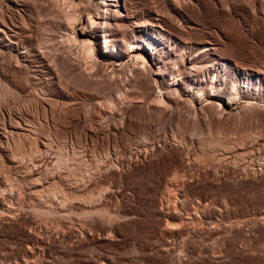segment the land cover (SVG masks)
<instances>
[{"label": "rangeland", "instance_id": "1", "mask_svg": "<svg viewBox=\"0 0 264 264\" xmlns=\"http://www.w3.org/2000/svg\"><path fill=\"white\" fill-rule=\"evenodd\" d=\"M58 1L0 0V264H264V0H125L149 58L239 89L221 105L85 58Z\"/></svg>", "mask_w": 264, "mask_h": 264}, {"label": "bare ground", "instance_id": "2", "mask_svg": "<svg viewBox=\"0 0 264 264\" xmlns=\"http://www.w3.org/2000/svg\"><path fill=\"white\" fill-rule=\"evenodd\" d=\"M54 1V0H53ZM57 2V1H56ZM60 2V3H59ZM59 4L63 5L62 7L65 9V15H66V30L68 31L69 34V42L74 43L77 48L78 51L82 54V56H84L85 58H93L94 63L97 62H102L103 63V58H101L102 56L106 55L107 52L109 53V55L112 57H116V60H114L113 64L111 62V65L117 64L116 62H124V53H127L128 55H131L132 60H133V64L132 66L135 67V64L139 66V63H144L145 64V68L148 70L150 67L148 64H150L152 61L158 65V68L156 69L155 67L153 68L154 70L152 71H157L155 74H164L166 72H168V74L170 75V80H171V84H175L176 81L178 83H184L188 86H191L192 91L196 88L198 94H202L204 92H206V86L210 85L209 89L212 91L210 92L209 96H213L216 95L218 97H220V100L218 101V103L221 105V101L223 100L225 103H228L231 99V96H237L239 95V89L234 90L233 93H229L226 89H224V87L222 88V86L218 87L215 86L214 82L212 81L210 84L209 83H204L205 85H200L199 87H195L192 86L190 84V82L185 78L184 76V69H185V63L183 62V65H176L174 64L172 67L168 66V61L164 59L163 56V51L161 52L160 49L158 47L152 46L150 45V56L152 57V55H154V59L149 58V54H147V52H144L143 46L140 45L138 39H131V37L129 38L127 35V29L128 26L130 27L129 23H126L125 20H129V18H131V13L129 11V8H127V3L124 0H59L58 1ZM57 3V4H58ZM30 6V5H29ZM114 6V7H113ZM61 7V6H60ZM133 14V13H132ZM134 17V16H133ZM22 18V17H21ZM7 23V22H6ZM154 27L155 29L157 28L156 31L159 32V36L160 37H165L166 33L168 31V29L166 27H170V26H166L162 19H150L148 21H146V23H143L144 25L147 24ZM4 24V23H3ZM1 25V24H0ZM80 26L82 27V31L79 30L78 34L74 32L76 31V26ZM143 25V26H144ZM168 25V24H167ZM146 26V25H145ZM79 27V28H80ZM9 28V27H8ZM130 29V28H129ZM128 29V30H129ZM172 29V28H171ZM170 29V30H171ZM169 30V31H170ZM74 31V32H73ZM100 31V34H98V32ZM155 31V30H154ZM171 32V31H170ZM173 32V31H172ZM6 34L8 36H6V38H8V40L10 42H14L17 43V35H13L10 34L8 31H6L5 27H1L0 26V34ZM143 33V31L141 32ZM157 33V32H156ZM15 34V33H14ZM65 34V33H64ZM171 34V33H170ZM131 35V34H130ZM168 35V33H167ZM20 37V36H19ZM98 37L100 38V41L102 42V47H100L102 49V51L99 50L98 47ZM159 37V38H160ZM168 37V36H167ZM21 38V37H20ZM169 38V37H168ZM171 39V38H170ZM4 40V39H3ZM7 40V41H8ZM22 40V38H21ZM176 40V39H175ZM26 41V40H25ZM122 41L126 46V50L124 51H120L119 49V42ZM20 42V41H19ZM24 42V41H23ZM146 42V41H145ZM154 42V41H153ZM156 42V41H155ZM207 42V41H206ZM24 44V43H23ZM176 44V43H175ZM206 44V43H205ZM73 44H71L72 46ZM148 45V44H147ZM157 45V44H156ZM170 45V44H169ZM185 46V45H184ZM173 47V46H171ZM211 47V46H210ZM209 45H204V49L203 51L207 52L210 49ZM197 48V47H196ZM33 49V48H32ZM26 50V49H25ZM77 51V52H78ZM202 51V50H201ZM184 52V50H183ZM199 52V51H198ZM112 53H115V55H113ZM165 53V52H164ZM32 55H34V57L37 56V54L33 53ZM31 56V55H30ZM168 56V55H167ZM28 59V58H27ZM157 59H159L160 61L158 62ZM215 59V58H214ZM41 60V59H40ZM89 60V59H88ZM131 60V61H132ZM197 60V59H196ZM212 60V59H210ZM218 60V59H217ZM127 61V60H126ZM40 62V61H39ZM43 62V61H42ZM41 62V63H42ZM108 62V61H107ZM129 62V61H128ZM152 62V63H153ZM195 62V60H194ZM198 62V61H197ZM200 62V61H199ZM214 62V61H212ZM109 63H105L108 64ZM125 63V62H124ZM151 63V64H152ZM172 63V62H171ZM201 63V62H200ZM44 64V63H43ZM98 64V63H97ZM197 64V63H196ZM210 65H212V63H209ZM225 65H227L224 62ZM110 65V66H111ZM203 65V64H202ZM205 65V64H204ZM209 65V66H210ZM98 66V65H97ZM194 66V65H193ZM208 66V63H207ZM187 67V66H186ZM195 67V66H194ZM203 67V66H202ZM213 67V66H212ZM35 68V67H34ZM113 68V67H112ZM136 68V67H135ZM192 68V65H191ZM137 69V68H136ZM193 69V68H192ZM204 69V68H203ZM211 69V68H210ZM209 69V70H210ZM187 70V69H186ZM198 70V69H197ZM190 73V72H189ZM191 74V73H190ZM204 74V73H203ZM215 74V73H214ZM231 74V73H230ZM187 75V74H186ZM192 76V75H191ZM189 78V77H188ZM214 78V77H213ZM233 81V80H232ZM155 82L156 78H155ZM204 82V81H203ZM207 82V81H206ZM209 82V81H208ZM159 83V82H158ZM235 84L237 83L236 81L234 82ZM157 84V83H156ZM162 84V83H161ZM143 85V84H142ZM145 85V84H144ZM143 85V86H144ZM185 85V86H186ZM218 85V84H217ZM234 85V84H233ZM157 86V85H156ZM163 86V85H162ZM170 85L168 86H163V87H167L169 88ZM225 86V84H224ZM235 86V85H234ZM159 87V86H158ZM230 87V86H229ZM5 88V87H4ZM162 89V87H160ZM227 88V87H226ZM233 88V87H232ZM160 89V90H161ZM187 89V88H186ZM6 90V89H5ZM173 90L178 91L179 88L175 87L173 88ZM189 90V89H188ZM216 91H219L216 92ZM130 92V91H129ZM170 92V91H169ZM6 93V92H5ZM161 93V92H160ZM235 93V94H234ZM171 94V93H170ZM197 95V94H196ZM127 96V95H126ZM149 96V95H148ZM169 96V95H168ZM233 96V97H234ZM172 97V96H171ZM232 97V98H233ZM171 99V98H170ZM211 99V98H210ZM222 99V100H221ZM235 100V98H234ZM159 101V100H158ZM233 101V100H232ZM17 122V121H16ZM18 124L15 125H19L20 122H17ZM20 126V125H19ZM23 127V125H21ZM31 128V127H30ZM40 130V129H39ZM37 133V130L35 131ZM48 138V137H47ZM52 142V141H51ZM46 143V142H44ZM50 145V144H49ZM48 145V146H49ZM51 146V145H50ZM61 149V148H60ZM58 156H59V160L62 163L63 157H61V154L59 155L58 152ZM63 156V154H62ZM57 157V156H56ZM65 157V156H64ZM69 157V156H68ZM61 169V168H60ZM0 185H2V182H0ZM4 187V186H3ZM57 190V189H56ZM54 190V191H56ZM8 191V190H6ZM57 193V192H56ZM55 193V194H56ZM59 194V193H58ZM64 199V198H63ZM66 200V198H65ZM56 201V200H55ZM59 202V201H58Z\"/></svg>", "mask_w": 264, "mask_h": 264}]
</instances>
